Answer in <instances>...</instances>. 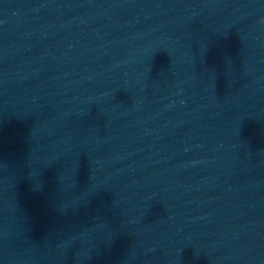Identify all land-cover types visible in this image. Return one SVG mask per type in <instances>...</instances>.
<instances>
[{"label": "water", "instance_id": "1", "mask_svg": "<svg viewBox=\"0 0 264 264\" xmlns=\"http://www.w3.org/2000/svg\"><path fill=\"white\" fill-rule=\"evenodd\" d=\"M0 264H264V0H0Z\"/></svg>", "mask_w": 264, "mask_h": 264}]
</instances>
